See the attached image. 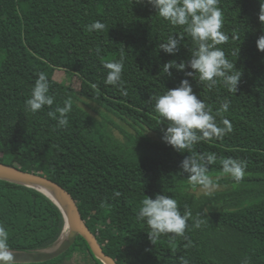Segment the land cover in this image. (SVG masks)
<instances>
[{
  "label": "trees",
  "instance_id": "trees-1",
  "mask_svg": "<svg viewBox=\"0 0 264 264\" xmlns=\"http://www.w3.org/2000/svg\"><path fill=\"white\" fill-rule=\"evenodd\" d=\"M225 43L200 41L159 15L150 0H0V162L40 173L74 197L105 253L118 264H264V36L260 0H217ZM95 21L104 29L88 26ZM189 18V24H190ZM177 43L172 52L162 45ZM221 48L239 73L235 92L224 77L202 81L192 61L200 44ZM123 58L122 81L106 84V62ZM172 66L167 72L165 65ZM183 65L180 68L179 65ZM64 69L82 78L78 92L54 75ZM45 73L52 106L36 113L26 100ZM187 81L192 93L232 131L222 139H197L183 150L165 140L171 121L155 111V101ZM127 95H123V92ZM71 98L66 127L57 107ZM106 111L104 120L78 101ZM228 101V111L218 114ZM52 112L53 116L48 113ZM121 122L124 140L109 124ZM213 157L209 160V157ZM247 165L240 181L224 173L222 161ZM188 169H185V161ZM193 164L205 169L208 184L190 180ZM225 189L197 196L199 185ZM119 192V196L116 193ZM158 195L175 199L188 215L184 235L150 238L147 219L137 220L141 201ZM107 198L102 202L96 199ZM0 224L11 251L52 250L69 228L63 210L44 192L0 179ZM106 264L79 236L60 257L41 263Z\"/></svg>",
  "mask_w": 264,
  "mask_h": 264
},
{
  "label": "clouds",
  "instance_id": "clouds-1",
  "mask_svg": "<svg viewBox=\"0 0 264 264\" xmlns=\"http://www.w3.org/2000/svg\"><path fill=\"white\" fill-rule=\"evenodd\" d=\"M159 8V15L170 20L173 25H189L187 31L200 41L211 40L213 45L225 43L227 38L220 32L222 26L221 12L215 7L217 0H150ZM261 11L259 15L260 21L264 22V0H260ZM190 18V24H189ZM92 28L97 30L104 29L105 25L99 21H95L88 26V31ZM175 40H171L169 45H162L166 51L172 52L176 45ZM258 49L264 51V36L257 40ZM197 58L192 61V67L200 73L202 81H213L214 77H224L225 86L228 91L235 92L239 82V73L225 76L221 67L231 69L233 65L225 59L224 51L219 47H214L201 43L200 50L196 53ZM171 64L165 65L164 71L167 72ZM104 67L108 69L105 79L106 84L115 85L118 81H122L123 58L115 62H106ZM180 68L184 66L179 65ZM39 79L36 81L35 87L31 90L30 97L26 100L29 110L36 113L44 106H52L54 104V96L46 95L49 92V79L43 72L39 73ZM127 95V92H123ZM64 107H57L56 112L60 114L59 126L66 127L69 123L66 114L72 110L73 101L68 98L64 101ZM229 102L226 100L217 110L218 114L228 111ZM205 103L198 100L196 95L192 93L191 87L187 81L183 82V86L178 89H170L165 94L160 95L155 101V111L159 116L171 121V126L167 129L165 140L179 150L188 148L193 141L197 139L194 130H201L203 136L210 138L215 136L222 139L224 135L232 131V125L227 118H222L221 127L216 124L215 116L211 114V110H205ZM53 116L52 112L48 113ZM213 157H209L212 160ZM224 173L240 181L244 176V167L232 159L222 161ZM185 169H188V161H185ZM190 176L193 182L208 184L210 179L205 175V169L193 164ZM119 196V192L116 193ZM147 219V225L151 229L150 238L156 240L159 234L176 233L179 236L184 235L186 221L188 215L183 217L178 211V203L175 199L168 198L164 195H158L155 200L144 198L137 215V220ZM9 233L6 228L0 224V264H15L13 252L10 250L8 243ZM182 264H188L182 261ZM247 264V261H246Z\"/></svg>",
  "mask_w": 264,
  "mask_h": 264
},
{
  "label": "water",
  "instance_id": "water-1",
  "mask_svg": "<svg viewBox=\"0 0 264 264\" xmlns=\"http://www.w3.org/2000/svg\"><path fill=\"white\" fill-rule=\"evenodd\" d=\"M0 179L23 184L44 192L63 210L67 227L69 221L73 224V228L68 231V236L65 238V235H63L52 250L39 252L12 251L15 263H41L56 259L67 252L75 244L77 238L82 236L87 240L96 257L106 264H118L113 257L105 253L96 235L83 219L76 200L66 188L40 173L24 171L2 162H0Z\"/></svg>",
  "mask_w": 264,
  "mask_h": 264
},
{
  "label": "rangeland",
  "instance_id": "rangeland-1",
  "mask_svg": "<svg viewBox=\"0 0 264 264\" xmlns=\"http://www.w3.org/2000/svg\"><path fill=\"white\" fill-rule=\"evenodd\" d=\"M55 79L59 82H63L71 87L74 88V90L76 92H78L81 88V84H82V78L80 75H73L72 73L64 70V69H57L54 75ZM78 103L85 107L92 115H94L96 118H98L99 120H104L106 117V111L103 110L102 108H100L99 105H97L96 103L93 102H87V100H85L84 98H80ZM113 121L116 122L115 123H110V129L113 131V133L115 134V136L120 139V140H124V137L122 136L119 127L121 126V122L117 121L116 117H112L111 118ZM225 189L224 185L221 184H209V185H199L197 188L193 189V192L197 195V196H202L204 194L207 193H212V192H216L218 190H223ZM106 196H102L96 199L97 202H102L106 199ZM68 236V232L65 234V238Z\"/></svg>",
  "mask_w": 264,
  "mask_h": 264
},
{
  "label": "bare ground",
  "instance_id": "bare-ground-1",
  "mask_svg": "<svg viewBox=\"0 0 264 264\" xmlns=\"http://www.w3.org/2000/svg\"><path fill=\"white\" fill-rule=\"evenodd\" d=\"M68 228H73V224L70 221L68 222Z\"/></svg>",
  "mask_w": 264,
  "mask_h": 264
}]
</instances>
